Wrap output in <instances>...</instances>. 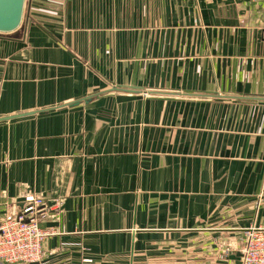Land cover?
Listing matches in <instances>:
<instances>
[{
    "label": "crops",
    "instance_id": "1",
    "mask_svg": "<svg viewBox=\"0 0 264 264\" xmlns=\"http://www.w3.org/2000/svg\"><path fill=\"white\" fill-rule=\"evenodd\" d=\"M23 13L0 33V218L4 194L62 200L37 264H240L264 229V0Z\"/></svg>",
    "mask_w": 264,
    "mask_h": 264
},
{
    "label": "built area",
    "instance_id": "2",
    "mask_svg": "<svg viewBox=\"0 0 264 264\" xmlns=\"http://www.w3.org/2000/svg\"><path fill=\"white\" fill-rule=\"evenodd\" d=\"M14 198L2 197L6 208L0 218V264H37L42 258V244L54 233L44 227L56 222L62 212V200H48L41 194L24 190ZM240 264H264V229L246 230L242 240Z\"/></svg>",
    "mask_w": 264,
    "mask_h": 264
},
{
    "label": "water",
    "instance_id": "3",
    "mask_svg": "<svg viewBox=\"0 0 264 264\" xmlns=\"http://www.w3.org/2000/svg\"><path fill=\"white\" fill-rule=\"evenodd\" d=\"M24 4L25 0H0V33H11L20 27Z\"/></svg>",
    "mask_w": 264,
    "mask_h": 264
},
{
    "label": "rangeland",
    "instance_id": "4",
    "mask_svg": "<svg viewBox=\"0 0 264 264\" xmlns=\"http://www.w3.org/2000/svg\"><path fill=\"white\" fill-rule=\"evenodd\" d=\"M24 8H25V4H24ZM23 21H24V13H23V17H22V24H20V26H22L23 25ZM1 34H10V33H1Z\"/></svg>",
    "mask_w": 264,
    "mask_h": 264
}]
</instances>
